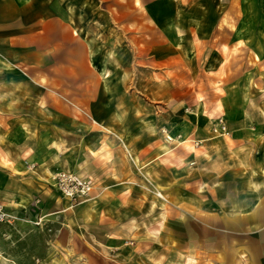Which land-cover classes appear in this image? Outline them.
I'll use <instances>...</instances> for the list:
<instances>
[{"label": "crops", "instance_id": "crops-1", "mask_svg": "<svg viewBox=\"0 0 264 264\" xmlns=\"http://www.w3.org/2000/svg\"><path fill=\"white\" fill-rule=\"evenodd\" d=\"M99 1L108 11L104 19L79 8L93 0H0V202L14 216L0 222V264H264V111L235 115L240 124L232 126L229 138H208L189 158L194 165L183 167L184 189L162 188L179 217L162 224L168 231L163 236L162 225L145 219L161 210L128 187L139 177L125 153L142 152L123 136L133 128L121 131L113 122L120 116L96 110L98 98L110 96L105 76L118 67L107 64L101 47L110 31L96 32L93 22L119 23L127 46L133 45L135 68L150 73L151 97L191 96L197 91L185 86L188 79L180 75L175 56L149 55L157 46L147 45L136 28L149 19L139 6L166 2L174 11L193 1ZM152 14L173 22L157 29L165 37L181 35L186 26L179 21H197L185 13ZM129 19L135 28L128 29ZM215 22L200 34L206 39L215 33L211 50L218 58L233 53L241 37L248 38L250 53L264 54V15L220 14ZM202 41L208 50L209 40ZM216 69L223 75L216 78L215 97H248L244 87L250 76L242 82L233 62H220ZM257 70L264 84L261 67ZM143 80L142 71L137 85ZM33 82L39 93H33ZM50 86L63 93L43 95L41 88ZM58 169L91 175L98 183L92 194L100 196L69 206L51 181ZM159 171L152 169L153 179ZM198 222L205 236L192 235V223ZM171 225L182 226L183 233L177 235Z\"/></svg>", "mask_w": 264, "mask_h": 264}, {"label": "rangeland", "instance_id": "rangeland-1", "mask_svg": "<svg viewBox=\"0 0 264 264\" xmlns=\"http://www.w3.org/2000/svg\"><path fill=\"white\" fill-rule=\"evenodd\" d=\"M52 1L53 4L54 0ZM143 1L149 3L150 0ZM192 1L193 4H190V6L175 7L174 11L166 2H161V4L158 2L155 6L153 3H151L153 6H148L147 4L139 6L140 11L145 12L149 19H142L136 28L140 34L143 31V40L147 42V45L154 44L152 46H157L149 55L155 56L156 53L155 58L158 57V59L175 56L177 68L183 71L180 75L182 78L186 76L188 79L185 86L188 89L197 91V93H192L191 96L188 93H180L177 97H151L154 86L149 78L150 73L145 67H140L143 68L142 70H139V67L135 68V55L129 49V46L133 47V45L129 44L127 46L125 38L120 33L119 23L106 21L107 26L103 25V23H101L103 26H99V23L93 22L96 32L97 30L99 32L110 31L107 32L101 47L102 49L106 48V51L104 49L103 51L107 64L110 67L114 65L118 67L108 71L109 73L105 76L107 78L106 94L110 96L99 97V100L95 103L96 110L99 111L100 115L109 116L112 114L113 117L120 116L114 119L113 122L121 128V131L133 128L130 133L129 130H125L126 135L123 136L132 145L133 149L142 150V152L139 157H134L136 151L132 153L126 151L125 153L130 167H132V172H136L139 177V182L135 181L136 183L128 184V187L132 191L141 194L144 198H148L150 203L153 204L151 206L153 209L161 210L160 216H145V219H151L150 222H154V224L157 222V225H166L169 221L173 224L174 218H179L178 216H173L172 204L169 203V199L163 193V189H184L183 167H185V164L194 165V162H188V160L190 157L193 158L194 154L198 155V149L203 141L208 138H229L233 131L232 126L236 127L240 124L239 120L236 121V118H233L235 115H241L244 112H251L254 115L257 112L262 113L264 111V84H261L258 80L260 77H256L257 75L260 76V74H257L260 73L257 70L258 66L261 67V71L264 74V54L250 53L247 49L249 46L248 38L241 37L236 42L237 47L234 48V52H226L220 59L217 57L216 50H211L212 45H214L213 47L216 45L215 33L212 37L209 36L206 39L202 38V34L205 33L200 34L202 31L207 32L213 29L216 24L215 20L220 14L245 15L247 17L248 15H264V0ZM93 2V4L80 6L79 8L92 17L100 14V16L95 18L104 19V13H108L104 8V4L99 0H93ZM51 7L54 6L52 5ZM19 10L17 9V11ZM127 11L129 12V17H131L133 9ZM152 13H157L167 18L168 16L171 18L174 13L179 15L185 13L192 16V20L196 19L197 21L191 23L177 21L178 24L186 26V28L182 29L184 32L181 31L180 36L167 34L168 36L165 37L157 29L161 30L160 27L163 28V26L167 28L173 22L166 21L168 19L163 20L162 17L154 18ZM200 18H202V21L199 20ZM189 23L192 26L191 29L187 25ZM175 24L177 23L175 22ZM127 25L128 29H133L136 23H132L129 19ZM207 39L209 40L208 50L202 41ZM115 40L116 43H114ZM227 47L223 49L227 51ZM100 55L103 57V52H100ZM145 56H148V54ZM220 62L229 64L233 62L235 75L240 76L242 82L250 76L251 83L249 88L247 85L244 87L248 97H215L216 78L221 76H218V74L223 75V72L218 73L216 69L217 64ZM120 64L124 66L119 67ZM142 71L145 84L141 85L142 82L138 81L137 85V77L142 74ZM50 87L51 89L48 87L41 88L43 95L63 93L59 87ZM32 88L34 94L39 93L38 85L34 82ZM122 93L126 97H120ZM218 93L220 94L221 90ZM117 139L123 144L120 138L117 137ZM153 155L156 156L152 158ZM97 157L101 161L103 160L102 156L98 155ZM157 165L160 168V175L153 179L151 172L154 167L158 168ZM61 171L76 173L82 177L90 178L93 181L92 193L96 191L98 183L91 175L67 169H58L55 173ZM53 175L51 181L53 180ZM186 187L189 190V186ZM54 189L56 190V187ZM56 191L60 193L58 190ZM195 191L197 190L195 189ZM92 193L85 200L70 201L71 205L69 206L86 203L94 197H99L101 192ZM39 202L40 198H35V205ZM0 205H2L1 202ZM57 206L59 208L61 204ZM164 225L161 226V234L166 236L168 231L166 230L167 226ZM199 225V222L192 223L190 231L193 236L206 235ZM168 227L171 230H175L177 235L183 233L182 226L171 225ZM34 264H39V262L34 260Z\"/></svg>", "mask_w": 264, "mask_h": 264}, {"label": "built area", "instance_id": "built-area-1", "mask_svg": "<svg viewBox=\"0 0 264 264\" xmlns=\"http://www.w3.org/2000/svg\"><path fill=\"white\" fill-rule=\"evenodd\" d=\"M53 182L61 195L70 201L87 199L93 189V181L90 178L82 177L76 173L57 172L53 175ZM12 218L14 216L7 213L4 206L0 205V222H9Z\"/></svg>", "mask_w": 264, "mask_h": 264}]
</instances>
